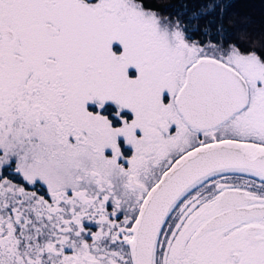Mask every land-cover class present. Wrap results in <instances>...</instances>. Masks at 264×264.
<instances>
[{
  "label": "snow or ice",
  "instance_id": "1",
  "mask_svg": "<svg viewBox=\"0 0 264 264\" xmlns=\"http://www.w3.org/2000/svg\"><path fill=\"white\" fill-rule=\"evenodd\" d=\"M205 7L0 0V264H264V28Z\"/></svg>",
  "mask_w": 264,
  "mask_h": 264
},
{
  "label": "trees",
  "instance_id": "2",
  "mask_svg": "<svg viewBox=\"0 0 264 264\" xmlns=\"http://www.w3.org/2000/svg\"><path fill=\"white\" fill-rule=\"evenodd\" d=\"M216 3L220 6H228L225 14V27L230 31H235L233 28L235 22L243 21L245 18L253 22L251 27L264 28V0H153V7L159 9L164 15L183 11L186 13L185 18L193 12H199L204 8L208 14L193 22L198 24L201 29V31L195 32L193 35L195 38L205 39L203 30L209 27L211 35L215 32L216 24L219 22V7L215 11H211L210 8L205 6H211ZM185 5L186 8L184 7ZM212 38L215 39V36L212 35Z\"/></svg>",
  "mask_w": 264,
  "mask_h": 264
}]
</instances>
